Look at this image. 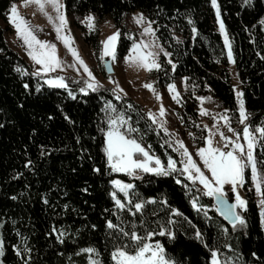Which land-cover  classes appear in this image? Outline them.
<instances>
[{"label": "trees", "instance_id": "obj_1", "mask_svg": "<svg viewBox=\"0 0 264 264\" xmlns=\"http://www.w3.org/2000/svg\"><path fill=\"white\" fill-rule=\"evenodd\" d=\"M20 1L0 0V264H89L90 258L115 264L112 253L117 248L132 252L135 247L125 231H135L145 243L159 241L175 264H211L213 249L221 264H264V232L249 170L243 185L246 207L236 209L245 224L228 226L218 218L212 198L181 174L177 154L142 106L130 97L118 99L110 87L76 94L85 88L84 80L66 78L67 91L48 89L33 75L26 56L7 42L14 34L9 8ZM217 3L242 90L246 126L257 138V168L264 175V136L257 133L264 128V0ZM64 10L71 27L82 32L86 15L110 18L120 32V65L132 45L127 37L132 14L141 12L175 65L160 58L161 67L152 72L156 90L185 80L181 120L184 115L200 120L199 97L211 98L238 120L228 55L211 0H64ZM85 39L95 45L97 36ZM120 115L128 120L125 130L138 129L130 138L163 163L171 157L177 171L136 179L112 173L103 152L104 132L109 116ZM116 179L133 185L127 201L116 194L124 209L111 195ZM129 200L133 205L143 202L142 210L130 212ZM109 221L117 227L109 228ZM162 228L174 232L175 239L160 235ZM148 231L154 235L148 237ZM86 248L95 251H81Z\"/></svg>", "mask_w": 264, "mask_h": 264}, {"label": "snow or ice", "instance_id": "obj_2", "mask_svg": "<svg viewBox=\"0 0 264 264\" xmlns=\"http://www.w3.org/2000/svg\"><path fill=\"white\" fill-rule=\"evenodd\" d=\"M32 2H34L39 7L40 11L48 17L49 22L53 23L54 30L57 33V39L63 41L65 47L71 53L73 58L93 81L91 83L86 82L87 88L96 90V88L100 85L97 81H95V77H93V74L88 68L87 64L79 56L78 51L72 47L74 41L70 35L62 33V30L67 25V19L63 12L60 11L63 7V5L60 3V0H32ZM249 2L250 0H245V3ZM211 4L212 7L217 10V21L220 24V32L224 35V44L225 47L228 48V59L231 61V46L227 38L224 24L219 19L217 0H211ZM46 5H50L57 12L56 20H58L59 23H55L52 17L49 16L45 11ZM8 19L9 22L14 26L17 37L20 38L27 46L29 57L35 61L36 64L40 65V68H38L36 72L33 73V75L53 72L57 68L62 67V61H60L57 57L56 45L50 41L38 39L29 22L23 16L18 14L15 5L11 7ZM85 20L89 22L88 27L91 30L94 27V17L92 15H88L85 17ZM134 20L137 24H141L144 22L145 17L142 13H140L134 17ZM262 23H264V21H262ZM193 31H195V29H193ZM144 32L154 34V30L151 28L150 24L148 27L144 28ZM119 35L120 32L117 30L101 42L104 46L103 55H115V45ZM148 47H150V45L146 42H141L140 44L134 43L132 48L129 49L133 55L125 57L126 62L131 61L133 66L143 67L146 70L159 69L161 65L157 62L155 53L151 51H140L142 48ZM161 50L163 51V49ZM165 55L170 54L165 53ZM169 63H171V61H169ZM75 66L76 65H70V67ZM173 68H175V65H173ZM17 71H20L21 74H24L22 69L18 68ZM46 83L54 87L67 88L64 78L59 76H57L55 79H48ZM144 86L152 90L157 96V99H160V95L155 93V89L151 84H146ZM24 87L27 88L28 85L25 84ZM117 87H119V85H117ZM168 89L170 92L175 93V95H173V99H176L179 96V93L175 92L174 85L169 84ZM120 90L123 91V89ZM81 91L83 92L85 89L82 88ZM69 95L72 96L73 94L69 92ZM241 95L242 93L237 92L238 98ZM117 98L119 99V97ZM198 99L203 101L205 97H199ZM107 106L109 108L112 107L111 104ZM129 107H131V105H129ZM113 111H115L114 108ZM201 113L206 114V110L202 108ZM160 114H164L163 107L160 109ZM148 115L152 119L153 123H156V118L152 115V113L149 112ZM240 117V122L243 123L246 119V113L242 100L240 101ZM222 119H224L226 123L228 122L227 116L222 117ZM107 123L108 129L104 132L105 141L103 152L107 158V164L111 168L112 172H123L131 176L135 174L136 170H142L145 173L152 172L157 175L168 176L170 172L177 171V162L171 157L168 158L167 167L165 168L162 166L161 160L158 157L151 155L149 151H147L140 143H138L135 139L130 138L129 133L137 132L138 129L129 126L125 130L123 126L128 124V120L123 115L116 116L115 118L109 116ZM229 130L232 131L231 128H229ZM164 131L167 133V129H164ZM257 131L260 132L262 136H264V128H258ZM243 134L244 139L247 142L246 154L242 144L232 141L222 132L220 133V136L224 141L223 147L213 146L211 134L209 137L205 138L206 146L198 148L197 155L202 161L204 169H206L211 174L210 177L205 175V172L201 169V167L198 166L192 155L189 153L188 149L184 146L183 141H176V144L179 145V149H182L180 154L184 158L180 161L182 165L181 174L186 176L189 181H199V183L203 185L204 189L206 190L205 194L215 197V206L217 211H219L226 219H229L233 227H235L237 223L240 225L245 224L244 218L237 213L236 209H244L246 207V201L242 199L239 194H237L235 197V203L230 204L224 191V186L231 185V191L236 192L237 185L243 182L245 168L250 166L252 181L255 185L256 191L258 194L264 195V192H262V186H264V175H260L258 173L257 161L255 160L252 151L254 148L255 139L249 132L247 126L244 127ZM189 135L192 134L189 133ZM237 152H239L240 155H238ZM137 155H142L143 159L134 158V156ZM152 161H154V166H150V162ZM177 183H180V181L178 180ZM111 184L118 188L120 192L124 193L125 197L130 196L128 190L133 188L132 184L124 183L120 180H112ZM111 195L118 208L124 209L126 207L121 199L117 198L115 192H113ZM128 203L131 205L129 208L130 212L133 209L135 212H140L143 208V202H137L133 205L132 201L129 200ZM192 204L194 208L197 206L195 200L192 201ZM261 204L264 205V200H261ZM172 212L176 215L180 214L176 209H172ZM261 215L262 218H264V212H262ZM168 223H173V221L169 220ZM262 223H264V219H262ZM108 227L115 228L117 225H114L111 221H109ZM124 235L130 237L135 247L132 252H129L127 248H117L112 253L113 260L116 261V264H175L173 260L166 257L165 249L159 241H156L154 245L145 243L143 242V238L138 236L135 231H132L131 233L125 231ZM153 235L154 233L152 231L147 232L148 237ZM160 235H167L169 238L175 239L174 232H166L163 228L160 231ZM196 237H200L199 231L196 232ZM81 251L93 253L95 250L93 248H86L82 249ZM2 255L3 248L0 246V256ZM89 264H98V262L90 259ZM211 264H220L218 252L214 249L211 251Z\"/></svg>", "mask_w": 264, "mask_h": 264}, {"label": "rangeland", "instance_id": "obj_3", "mask_svg": "<svg viewBox=\"0 0 264 264\" xmlns=\"http://www.w3.org/2000/svg\"><path fill=\"white\" fill-rule=\"evenodd\" d=\"M24 1V0H23ZM16 2L12 3V5L9 8V14H10V9L13 5L16 6L17 12L20 15L27 7H24L22 5V2ZM60 3L63 5L61 8V12L65 15L67 19V25L66 27L62 30L63 34L70 35L74 43L72 44V47H74L77 51L79 56L84 60V62L87 64L88 68L93 74V77H95V81L99 83V87H110L113 89V91L117 94L118 97H130L133 101H135L137 104L142 106L144 109H146V112L149 113L151 112L152 115L156 118V123L155 126L157 129H159L164 135H166V142L168 146L172 149V151L177 154L178 156V163L179 167L182 170V165L180 163L181 160L184 158L181 156V151L182 149H179V145L176 144L177 140H181L184 143V146L188 149L189 153L192 155L193 159L196 161L199 167L205 172V175L210 177V173L204 169L203 163L200 160L199 156L197 155V149L201 147L206 146L205 138L209 137L211 134V139L213 141V146H220L223 147L224 141L221 139L220 133L222 132L225 136L229 137L232 141L238 142L244 146V151L245 154L247 152V142L244 139V134L243 130L244 127L246 126V121H247V115L246 119L244 120L243 123L240 122L241 117H240V101H243L242 95L238 98L237 97V92L242 93L240 83L238 81L237 73L235 71L234 67V62L233 58L231 61H229V66H228V72L231 77L232 85H233V90L234 94L236 96V102L238 106V120L233 119L230 115H228L227 112L219 109L217 105L210 100L211 98L204 99L201 101L200 99H197L196 101V106H197V111H198V117L201 120H204L206 123V131L204 134H193L191 133V125L193 122V119H191L189 116L184 115L185 119L184 121L181 120V116L184 114L183 113V102H185V80H182L181 84H172L175 87V92L179 93V96L176 99H173V95L175 93H172L170 91L165 92L168 87H166L163 90L157 91L155 88V82L152 76V72L157 70V69H151V70H146L143 67H136L133 66L131 61H127L124 58L123 64L120 65L117 60V46L119 43V38L120 35L116 41L115 45V55H103V44L101 43L104 41L109 35L112 33L116 32V28L114 27L113 22L111 21L110 18L104 17L101 20H98L94 15V27L90 30L88 27V21L85 20V17L88 16L86 15L82 22L81 25L85 28V32H82L79 29H75L71 27L70 21L68 17L66 16L65 10H64V0H60ZM218 5V3H217ZM29 15H35L33 19H40L39 21L33 23V25L37 29L36 36L40 40H46L50 41L51 43L56 45V53L57 57L60 61H62V67L57 68L53 72L49 73H44V77L41 78L40 81L43 82L46 88L48 89H65L68 91V83L66 81V78H72V79H77V80H84L85 83H91L93 82L91 78L88 77L87 73L84 71L82 67L79 66L78 62L73 58L71 53L68 51V49L65 47L64 43L62 40L57 39V33L54 30L53 23H50L48 20V17L44 15L43 12L40 11L39 7L32 2V0H29ZM212 6V4H211ZM213 8V7H212ZM219 8V7H218ZM215 17H216V28L217 31L220 33V35L224 39V35L221 34L220 32V24L217 21V10L214 9ZM45 11L48 13L49 16L52 17L53 21L55 23H59L58 20H56L57 17V12L50 6L46 5L45 6ZM141 12L136 11L132 14V22L133 26L129 30V33L127 37L132 40V45L134 43L140 44L141 42H146L150 45L148 48H142L140 51L142 52H148L151 51L156 54V59L157 62L160 64V58L164 57L165 62L167 64H170L173 66L172 61L170 59V55H165V53H168L165 48L161 45L159 39L157 38L155 31L153 33H145L144 28L148 27L149 24L151 25V28L153 29L152 23L148 21L146 18L143 23L137 24L134 20V17L137 14H140ZM144 16V15H143ZM220 19V15H219ZM221 21V19H220ZM264 21V19L262 20ZM264 25V24H263ZM154 30V29H153ZM94 34L97 36V41L96 44L93 45L90 42H86L85 38L87 36ZM228 38V36H227ZM229 40V38H228ZM230 42V40H229ZM132 45L130 49L132 48ZM158 45V46H157ZM14 49V48H13ZM163 49V51L161 50ZM227 55H228V48H226ZM133 55L130 51L128 52L127 56ZM105 59H109L111 61L114 73L110 76H107L103 70V61ZM229 60V59H228ZM171 61V63H169ZM70 65H76L75 67H70ZM78 75V76H77ZM39 76V75H37ZM57 76L63 77L65 83L67 84V88H60V87H54L50 86L46 81L48 79H55ZM87 83L85 86V91L81 90H76V94H86L87 91H94L92 89L87 88ZM146 84H151L153 88L155 89V93H158L160 95V99H157V96L154 94L152 90L149 88L145 87L144 85ZM119 85V87H117ZM98 88V87H97ZM120 89H123L121 91ZM76 94L73 93L72 97L76 96ZM163 107L164 109V114H160V109ZM244 107V103H243ZM206 110V114L201 113V109ZM227 116L228 117V122L226 123L222 117ZM151 119V118H150ZM152 120V119H151ZM153 122V121H152ZM162 123V126H161ZM213 125V126H212ZM229 128L232 129V131L229 130ZM164 129H167V133L164 131ZM249 129V128H248ZM249 132L252 134V136L255 139V144L253 148V156L255 158V145H256V136L254 133H252L250 130ZM191 133L192 135H189ZM257 133H260L257 131ZM145 148V147H144ZM151 155H154L155 157H158L154 153H152L148 148H145ZM238 155H240L239 152H237ZM106 157V156H105ZM134 158H140L143 159L142 155H137L134 156ZM159 158V157H158ZM160 159V158H159ZM107 160V158H106ZM161 160V159H160ZM168 161V160H167ZM162 166L165 168L167 167V162L163 163L161 161ZM150 166H154V161L150 162ZM109 167V166H108ZM110 168V167H109ZM178 168V164H177ZM111 169V168H110ZM258 169V168H257ZM246 170H249L250 175H251V185L252 189L254 191V196H255V201L258 205V208L260 209V222L262 225V229L264 232V223H262V195L258 194L255 188V185L252 181V173H251V167H246L244 170V174ZM112 171V170H111ZM174 172V171H173ZM173 172H170L173 173ZM114 174H123L127 175L131 179H136L141 177L143 174H146L142 170H136L134 175H128L127 173L123 172H112ZM258 173L261 175L260 171L258 170ZM147 174L150 175H157L152 172H148ZM169 174V175H170ZM158 176H163V175H158ZM119 180V179H116ZM121 181V180H120ZM124 182V181H122ZM193 182V181H191ZM126 183V182H124ZM198 188H200L204 194L206 190L204 189L203 185L199 183V181L193 182ZM243 185H244V178L243 182L239 183L236 187V192L231 191V185H225L224 186V191L226 195L229 193L234 194V200L237 194L245 200V192L243 190ZM114 192L122 196L126 201L128 200V197L124 196V193L120 192L118 188H116L113 185ZM131 189L128 191L130 192ZM206 195V194H205ZM208 196V195H206ZM211 197V196H208ZM212 198V197H211ZM246 201V200H245ZM238 214L240 212H237ZM240 215V214H239ZM146 243L150 244H155L154 242L147 241ZM0 246H2L1 242V237H0ZM1 259V256H0ZM91 260H94V258H90ZM220 264L221 260L218 257ZM115 261V260H114ZM116 264V261H115Z\"/></svg>", "mask_w": 264, "mask_h": 264}, {"label": "crops", "instance_id": "obj_4", "mask_svg": "<svg viewBox=\"0 0 264 264\" xmlns=\"http://www.w3.org/2000/svg\"><path fill=\"white\" fill-rule=\"evenodd\" d=\"M22 5H24V7H27V9H25L20 15L23 16L29 22V24L32 26V28H33V30H34V32L36 34L38 31H37L36 27L33 25V23L35 22V24H36V22L39 21L40 19H37V18L33 19V17L35 15H33V16L31 15V17H30V15L28 13L29 12V10H28V8H29V6H28L29 5V0H27V2H26V0H24L22 2ZM8 16H9V13H8ZM10 25L12 26V28L14 30V34L12 36L7 37L8 44L10 45V47L14 48V50H16L19 54L25 55L27 60H28V62H29V64L32 66L33 73L36 72V70L38 68H40V65L36 64L35 61H33L29 57L27 46L23 43V41L20 38L17 37L14 26L11 23H10ZM44 76H45L44 73H41L39 75L40 78H43ZM168 91H169V89L167 88L165 92H168Z\"/></svg>", "mask_w": 264, "mask_h": 264}, {"label": "water", "instance_id": "obj_5", "mask_svg": "<svg viewBox=\"0 0 264 264\" xmlns=\"http://www.w3.org/2000/svg\"><path fill=\"white\" fill-rule=\"evenodd\" d=\"M103 70H104V72H105V74H106L107 76H110V75H112V74L114 73V70H113V67H112L111 61H110L109 59H105V60L103 61ZM227 198H228V201H229L230 204H231V203H235V200H234V194L229 193V194L227 195ZM212 200H213V204H214V206H215V205H216V199H215V197H212ZM215 211H216V213H217V215H218V218H219L222 222H224V223H225L226 225H228V226H233L232 223H231V221H230L229 219H226L223 215H221V213H220L219 211H217L216 206H215Z\"/></svg>", "mask_w": 264, "mask_h": 264}, {"label": "built area", "instance_id": "obj_6", "mask_svg": "<svg viewBox=\"0 0 264 264\" xmlns=\"http://www.w3.org/2000/svg\"><path fill=\"white\" fill-rule=\"evenodd\" d=\"M191 133L193 134H204L206 131V123L204 120H195L191 125Z\"/></svg>", "mask_w": 264, "mask_h": 264}]
</instances>
